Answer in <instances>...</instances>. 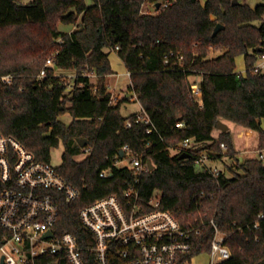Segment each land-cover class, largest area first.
Listing matches in <instances>:
<instances>
[{
	"label": "trees",
	"instance_id": "1",
	"mask_svg": "<svg viewBox=\"0 0 264 264\" xmlns=\"http://www.w3.org/2000/svg\"><path fill=\"white\" fill-rule=\"evenodd\" d=\"M91 1L0 0V77L14 76L11 84L0 80V131L44 162H51L52 151L63 145L58 171L80 194L61 203L58 231L71 232L81 246L90 247L94 236L82 224L81 209L102 197H123L138 184L143 201L159 192L162 209L185 226H201L191 255L211 250L214 221L229 234L232 258L225 264H264V219L253 226L264 213V160L237 159L242 172L232 176L225 171L214 176L195 162L202 154L237 158L230 131L213 137L221 119L257 131L258 149L264 153V75L250 70L264 52V4ZM148 5L157 11L144 12ZM60 23L75 29L62 32ZM218 24L225 28L213 36ZM109 48L130 73V88L152 122L151 133L150 126L136 122L138 113L123 116L126 99L113 101L117 74ZM212 51L220 54L210 57ZM54 54V67L39 80ZM240 56L246 74L236 71ZM59 70L74 71L77 77L71 84L68 76L57 75ZM192 76L202 78V105L192 97ZM66 113L72 116L69 124L60 120ZM81 139L89 144L82 147ZM187 139L209 144L172 155ZM89 147L87 158L76 160ZM125 147L155 166L139 183L133 169L116 165L130 156ZM185 153L191 157L182 158ZM109 168L110 176L101 177Z\"/></svg>",
	"mask_w": 264,
	"mask_h": 264
},
{
	"label": "built area",
	"instance_id": "2",
	"mask_svg": "<svg viewBox=\"0 0 264 264\" xmlns=\"http://www.w3.org/2000/svg\"><path fill=\"white\" fill-rule=\"evenodd\" d=\"M55 56L47 60L39 80L54 67ZM250 70L255 75H264V52ZM239 73L246 74V67ZM85 75L96 77L91 71H86ZM76 77L77 74L72 80ZM13 78L8 75L0 80L11 84ZM191 90L192 97L202 105L200 82L191 83ZM141 121L150 126L148 132L151 133L152 122L143 112L138 113L136 119V122ZM127 125L132 127L133 123L128 121ZM200 147L199 142L187 139L180 144L178 153L197 151ZM220 147L223 152L228 150L225 143ZM91 151L90 147L85 149L87 153ZM124 151L131 153L129 147ZM260 154L264 160V153ZM127 159L126 167L135 171L139 183L140 176L150 170L148 162L132 153ZM223 159L202 154L195 162L219 176L223 170L215 163ZM120 162L122 160L116 165ZM58 167L38 160L23 143L0 131V264H192L199 257H207L208 264H225L232 258L226 243L229 234L214 221L211 250L191 255L201 226H185L174 213L162 209L157 192L143 201L138 184L127 189L123 197L109 195L81 209L82 224L94 236L93 245L84 248L74 234L57 229L61 203H71L80 194L62 177ZM110 173L111 168L104 170L101 177H109ZM263 219L264 213L253 223L254 228H258Z\"/></svg>",
	"mask_w": 264,
	"mask_h": 264
},
{
	"label": "rangeland",
	"instance_id": "3",
	"mask_svg": "<svg viewBox=\"0 0 264 264\" xmlns=\"http://www.w3.org/2000/svg\"><path fill=\"white\" fill-rule=\"evenodd\" d=\"M32 0H23L24 3H29ZM202 2H206L207 0H201ZM87 4L91 5V0H86ZM239 2L243 4H247L252 8H256L257 6L264 4L262 0H239ZM157 9L153 5H148L144 7V12H150L155 13ZM255 25L259 26V22H255ZM58 29L62 32H67L69 30L75 29L74 26H67L62 23L58 25ZM106 52L110 56V60L112 63L113 70L116 74L119 76V83L115 86V97L119 100H123L126 97L133 98L135 95V92L131 90V81L130 77L127 73V70L125 68L124 63L122 62L121 58L119 57L118 53L114 49H106ZM220 54V51L211 52L210 57H216ZM245 70V57L240 56L237 58V72H241ZM59 73H62V75L68 76L66 77L68 81L70 80L71 84L73 83L72 75L75 73L74 71H68V70H59ZM201 80L200 76H192L190 78V82H199ZM136 101V100H135ZM139 106L138 103L132 102V103H123L122 106V113L125 116H128V114H131L132 112H135V110H138ZM60 120L66 124L71 123L72 116L70 113H66L65 115L61 116ZM220 121L226 123L230 127V132L232 134V137H234L237 148L239 150L237 153V158L232 157H226L224 158L223 162H217L216 165L223 168V170L229 175L232 176V172L234 171H240L238 167L237 159H239L241 162H244L248 159H261L260 158V151H259V133L257 131L247 129L246 127H243L239 124H236L234 122L227 121L225 119H221ZM264 126V125H263ZM216 132L220 131L218 128H215ZM233 139V141H234ZM63 153H64V147L61 144L58 148L54 149L52 151V157H51V163L54 166H60L63 159ZM172 155H175L178 153L176 149H172L171 151ZM88 156L87 152H83L76 156V160L82 161L86 159ZM263 160V159H262ZM129 165V159H123L122 162H120L119 166H126ZM242 172V171H240ZM157 194H160L157 192ZM192 264H208V258L207 257H199L193 260Z\"/></svg>",
	"mask_w": 264,
	"mask_h": 264
},
{
	"label": "crops",
	"instance_id": "4",
	"mask_svg": "<svg viewBox=\"0 0 264 264\" xmlns=\"http://www.w3.org/2000/svg\"><path fill=\"white\" fill-rule=\"evenodd\" d=\"M202 3H204V2H202ZM74 30V29H73ZM73 30H69V31H67V32H72ZM127 73H128V75H129V77H130V73L127 71ZM76 72L71 76V77H74V76H76ZM57 75H62V73H59L58 71H57ZM201 78V77H200ZM201 80H202V78H201ZM201 80H199V82H201ZM131 81V80H130ZM119 83V76H118V74H117V81H116V84L114 85V93H115V86L117 85ZM131 87V86H130ZM114 98H115V101L116 100H119V99H117L116 97H115V95H114ZM126 99V101L124 102V103H132V102H136V103H138V106H139V108H138V110H135V112H132L131 114H128V116H125V115H123V116H125V117H129V116H131V115H134V114H137V113H140V112H143V108H142V106H141V104L139 103V101H138V97H137V95H136V93H135V95H134V97L133 98H130V97H126L125 98ZM136 100V101H135ZM122 106H123V104H122ZM121 112H122V107H121ZM123 114V113H122ZM249 130V129H248ZM222 133V131L220 130V131H217L216 132V129H214V131H213V137L215 138V139H217L219 136H220V134ZM233 139H234V137H233ZM207 144H209V143H200V146L201 147H205ZM234 144H235V148H236V150H239L238 148H237V144H236V141H235V139H234ZM178 151V150H177ZM224 161V160H223ZM223 161H219V162H223ZM218 162V163H219ZM217 163V162H216ZM216 163H215V166H217L216 165ZM218 168H219V166H217ZM219 169H221V170H223V168L222 167H220ZM224 171V170H223Z\"/></svg>",
	"mask_w": 264,
	"mask_h": 264
},
{
	"label": "water",
	"instance_id": "5",
	"mask_svg": "<svg viewBox=\"0 0 264 264\" xmlns=\"http://www.w3.org/2000/svg\"><path fill=\"white\" fill-rule=\"evenodd\" d=\"M239 3H240L239 0H234V4H239ZM157 7H158L157 9L160 8V3L157 4ZM224 28L225 27H224L223 24H218L217 27L215 28L213 36H216ZM216 128H218L219 130H221L224 133L230 131V127L226 123H224L222 121H219L217 123ZM79 143H80V145L82 147H85V146H87L89 144V141L85 140V139H81V140H79ZM186 157H188V155H186V154L182 156V158H186ZM148 165H149V169L150 170H153L155 168V166L152 163V161H149Z\"/></svg>",
	"mask_w": 264,
	"mask_h": 264
}]
</instances>
